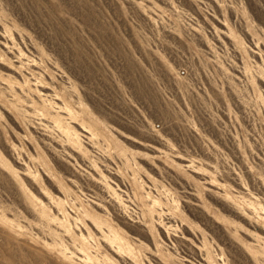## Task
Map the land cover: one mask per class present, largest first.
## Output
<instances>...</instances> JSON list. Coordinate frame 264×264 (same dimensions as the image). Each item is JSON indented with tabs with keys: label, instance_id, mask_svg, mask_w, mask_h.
<instances>
[{
	"label": "rangeland",
	"instance_id": "374dc122",
	"mask_svg": "<svg viewBox=\"0 0 264 264\" xmlns=\"http://www.w3.org/2000/svg\"><path fill=\"white\" fill-rule=\"evenodd\" d=\"M0 264H264V0H0Z\"/></svg>",
	"mask_w": 264,
	"mask_h": 264
},
{
	"label": "bare ground",
	"instance_id": "6f19581e",
	"mask_svg": "<svg viewBox=\"0 0 264 264\" xmlns=\"http://www.w3.org/2000/svg\"><path fill=\"white\" fill-rule=\"evenodd\" d=\"M54 107H55L56 109H58L59 111H62L63 108H64L63 106H61V105H59V104H55ZM80 129L82 130V132H84V133H86V134H89V132H88L85 128H80ZM104 192H105V190H104ZM109 199H110V202L113 203V204L117 207L118 211H119L123 216H125V215H126V207H125V205L123 204V201H122L119 197H117V196L110 197ZM127 216H128V215H127ZM130 216H131V215H130ZM130 216H128V219H129V220H131V217H130Z\"/></svg>",
	"mask_w": 264,
	"mask_h": 264
}]
</instances>
